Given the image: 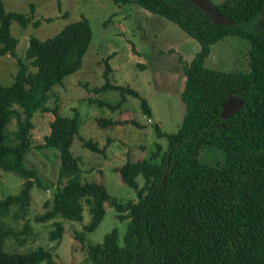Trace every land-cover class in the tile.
I'll return each mask as SVG.
<instances>
[{
	"label": "trees",
	"instance_id": "obj_1",
	"mask_svg": "<svg viewBox=\"0 0 264 264\" xmlns=\"http://www.w3.org/2000/svg\"><path fill=\"white\" fill-rule=\"evenodd\" d=\"M112 1L118 6L134 3L159 14L199 43V51L183 68L185 80L180 96L185 115L175 131L166 132L155 124L158 137L166 138V147L156 143L151 149L140 148L145 154L136 160L139 147L130 146L126 160L113 169L123 184L136 192V201L120 202L101 182L83 180L80 160L71 151L74 141L80 140L82 146L95 153L102 148L97 141L79 135L77 108L65 115L58 105L49 102L54 87L82 66L92 41L89 21L81 15L45 40L31 36L22 57L11 25L16 21L28 26L32 16L6 11L0 0V56L11 55L18 65L14 80L0 83V168L25 179L18 194L0 200V264H65L54 261L52 251L42 246L27 252H6L2 248L6 237L25 241L33 233L30 218L34 186L51 189V199L43 203L44 213L36 214L34 220L51 221L48 236L56 243L66 230L57 218L82 221L87 207L91 219L76 237L84 243L92 264H264V26L259 24L264 0H224L215 4L232 25L214 22L188 0ZM39 24V20L34 22L35 26ZM226 36L248 41L247 58L234 71L205 66L212 46ZM102 60L106 68L103 83L92 92L116 90L120 100L115 104L97 103L121 111L130 95L139 98L143 111L151 115L150 103L137 90L109 82L108 60ZM231 93L243 98L244 103L231 116L222 117V102ZM44 110H50L53 119L37 148L55 149L59 156L58 167L57 157L51 152L56 157L58 179L47 187L36 167L24 164L33 148L32 117ZM13 114L19 115V122L11 139L7 126ZM96 120L101 126L128 121L142 125L133 118ZM205 150L209 155L204 159ZM139 176L144 178L143 185ZM104 202H109L119 220H127L121 244L116 228L104 234L100 243L85 241L86 233L95 231L103 217ZM13 209L16 223L24 220L22 230H17L8 218L1 221Z\"/></svg>",
	"mask_w": 264,
	"mask_h": 264
},
{
	"label": "rangeland",
	"instance_id": "obj_2",
	"mask_svg": "<svg viewBox=\"0 0 264 264\" xmlns=\"http://www.w3.org/2000/svg\"><path fill=\"white\" fill-rule=\"evenodd\" d=\"M214 4L224 0H211ZM6 11H15L32 16L28 26H21L18 22L11 25L12 34L18 38V54H26L31 36L40 40L51 37L59 32L66 24L78 20L84 15L92 30V41L82 59L81 68L66 76L61 85L54 87V94L49 105H58L62 114L70 115L73 107L79 110V135L85 140L92 139L102 148L95 153L76 139L71 147L72 154L79 158L81 178L85 181L100 183L120 202L137 200L136 192L123 184L118 178L115 168L120 166L128 156V148L136 146V160L143 158L145 151L140 148H153L156 143L166 147V138L158 137L155 124L166 132L175 131L184 117L185 103L180 93L185 76L183 68L199 51V43L192 36L186 34L180 27L167 18L148 11L140 5L129 3L121 6L112 0H3ZM111 15V16H110ZM109 17L107 24L104 21ZM51 18V21H47ZM40 21L38 26L34 22ZM264 26V15L259 19ZM250 44L244 38L226 36L211 48V55L205 60V66L222 71H234L241 61L247 58ZM108 60L109 82L114 85L129 86L145 97L152 107V114L147 115L141 106L140 99L127 95L122 110H112L106 104H115L120 100V93L107 89L99 93L92 92L94 87L103 83L102 72L104 62ZM102 60V61H101ZM18 71L17 60L11 55L0 56V83L9 84L14 80ZM16 108H20L15 105ZM24 114L21 111V116ZM97 117L119 119L133 118L140 124L131 121L115 125L101 126ZM19 115L13 114L8 122V137H15ZM35 125L31 130L33 141L32 150L26 155L24 164L36 167L43 179L44 186L57 181L59 167L58 151L55 149H41L44 135L49 132L53 113L50 110L35 112L32 117ZM58 160V167L56 157ZM207 150L203 158L208 157ZM114 169V170H113ZM163 180V179H162ZM25 181L16 173L4 171L0 168V200L3 196L20 192ZM141 185L144 178L139 176ZM47 187V186H45ZM31 221L34 225L33 233L25 241L6 237L2 248L6 252H27L37 246L49 249L53 253V260L65 264H92L87 258L85 245L76 237L77 231H83L91 216L85 210L82 221L61 220L66 230L59 243L48 236L52 227L51 221L36 223L34 216L44 213L43 203L51 199L52 193L48 189L34 186L31 190ZM104 214L95 231L87 232L86 242L100 243L102 236L113 228L118 231V241L122 243V236L126 230L127 220H119L117 212L109 202L103 203ZM13 209L1 221L8 218V222L22 230L24 220L16 223L12 214ZM31 214L28 213V217ZM53 221V220H52ZM36 237L33 239L34 234ZM40 264H47L43 261Z\"/></svg>",
	"mask_w": 264,
	"mask_h": 264
},
{
	"label": "water",
	"instance_id": "obj_3",
	"mask_svg": "<svg viewBox=\"0 0 264 264\" xmlns=\"http://www.w3.org/2000/svg\"><path fill=\"white\" fill-rule=\"evenodd\" d=\"M188 1H190L198 9H201L202 11L207 13L214 22L224 25L233 24L232 20L229 19L227 16H225L211 0H188ZM243 103H244L243 98H240L231 93V95L224 102H222V111L220 115L222 117L231 116L232 113L238 111L242 107ZM165 177H166V173L164 174L163 180Z\"/></svg>",
	"mask_w": 264,
	"mask_h": 264
}]
</instances>
